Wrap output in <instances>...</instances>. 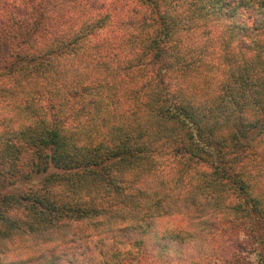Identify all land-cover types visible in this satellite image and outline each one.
Here are the masks:
<instances>
[{
	"label": "trees",
	"instance_id": "1",
	"mask_svg": "<svg viewBox=\"0 0 264 264\" xmlns=\"http://www.w3.org/2000/svg\"><path fill=\"white\" fill-rule=\"evenodd\" d=\"M23 237L12 264H264V0H0Z\"/></svg>",
	"mask_w": 264,
	"mask_h": 264
},
{
	"label": "rangeland",
	"instance_id": "2",
	"mask_svg": "<svg viewBox=\"0 0 264 264\" xmlns=\"http://www.w3.org/2000/svg\"><path fill=\"white\" fill-rule=\"evenodd\" d=\"M74 227V226H73ZM72 227V228H73ZM243 231V230H242ZM242 231H235V232H231V235L232 236H236L239 237L238 239L242 238V237H245L244 233ZM228 232V231H227ZM225 232L224 234L221 233L219 234L220 237L222 238H226V237H229V233ZM236 234V235H235ZM230 240H231V237H229ZM238 239H236L235 241H238ZM24 242L22 243L21 240H14V238L11 240V241H0V263H6V264H12V260H13V255L15 257H19L21 252H27L29 250V248H32V247H29L32 242L35 240V242H33L36 246H39L38 245V241H39V237H37L36 239H34V237H23ZM21 245V246H17V245ZM29 245V246H27ZM36 249H40V248H34L33 250H36ZM237 250H240V252L238 253L240 258H246L245 255L246 253L243 252L241 249H237ZM73 251V250H71ZM82 251L81 250H78V251H75V252H80ZM251 257V256H249ZM69 259H71L70 257H68ZM243 264V263H242Z\"/></svg>",
	"mask_w": 264,
	"mask_h": 264
}]
</instances>
